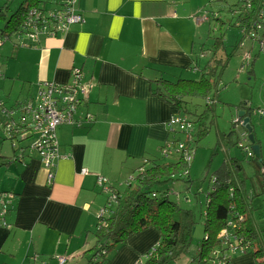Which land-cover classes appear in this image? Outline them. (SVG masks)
Listing matches in <instances>:
<instances>
[{
    "label": "crops",
    "instance_id": "0c3cea01",
    "mask_svg": "<svg viewBox=\"0 0 264 264\" xmlns=\"http://www.w3.org/2000/svg\"><path fill=\"white\" fill-rule=\"evenodd\" d=\"M215 1L79 0L81 24L63 35L40 38L33 47L13 43L9 54L1 55L5 83L0 88L9 81L3 101L8 106L35 98L40 83L69 84L74 69L83 74L85 96L77 124L56 130L60 158L51 184L32 152L8 175L11 211L0 224V264H55L47 259L69 261L82 253L105 207L102 193L119 192L111 183L131 179L160 155L169 138L166 124L181 113L151 94L150 79L161 70L180 72L205 56L195 46L205 22L199 12ZM18 81L22 88L12 100ZM99 178L106 180L108 191L98 187ZM151 229L130 235L108 264L137 262L148 236L158 242ZM231 264L254 263L250 255H240Z\"/></svg>",
    "mask_w": 264,
    "mask_h": 264
},
{
    "label": "trees",
    "instance_id": "16d2710c",
    "mask_svg": "<svg viewBox=\"0 0 264 264\" xmlns=\"http://www.w3.org/2000/svg\"><path fill=\"white\" fill-rule=\"evenodd\" d=\"M58 6L59 2L54 0H21L18 7L11 10L10 5L4 3L0 6V43L10 41L11 38H18L23 42V28L29 12L55 10ZM210 6L214 7L207 6L199 12L205 21L212 18L211 20L218 24L216 31L219 35L214 37L208 49H200L201 53L208 51L210 58L201 65L200 59L205 58L201 56L193 62V66L182 70L199 72L197 78L172 79V76L169 79L166 76L170 73L161 70L150 79L151 94L177 109L179 113L183 111L187 116L189 111L186 110L185 104L190 100L203 101L204 109L195 115V120L189 119L192 126L190 133L174 130L169 134V138L161 146L160 156L148 160L147 167H142L133 174L130 180L135 185L132 188L131 182L128 181L123 193L110 192V197L113 195L114 199L110 198L108 205L103 209L104 214L97 217L94 228L87 233V237L92 235V245L79 255L84 257L89 254L87 264H108L130 235L142 233L150 228L158 233V242L153 249L145 252L144 259L137 264H171L187 252L191 245L194 226L197 223L195 212L170 201L167 192H162L160 200H157L154 198V188L176 181L191 184L188 171L191 160L188 157L193 156L199 142L215 123L218 90L224 87L219 85L230 58L235 49L247 40L259 43L264 40V0H217ZM222 15L225 16V21L221 19ZM226 35L235 41L232 45L234 48L224 53L223 58H218L216 55L224 46ZM21 102L23 101L8 106L0 100V136L2 134L4 139H18L24 133L21 127L7 128L10 120L18 125L15 123L19 116L16 108ZM239 109L244 112L243 118L250 119L251 126L253 110L246 105L240 106ZM236 124L241 125L242 118L236 117L233 125ZM234 126L228 135L216 139L215 146L224 150L236 147L244 151L248 158V169L251 171L246 172L242 160L235 156L226 158L215 169L211 177V187L205 195L204 208L200 211L199 220L203 225L204 237L189 264H231L232 253L250 255L254 264H264V260L260 259V251L254 249L256 232L248 222V210L252 207L253 200L264 195V170L261 171L263 163L253 156L246 130H243L239 137L235 134ZM176 133L181 134L182 138H176ZM254 143L258 144L255 138ZM179 144L182 148H179ZM166 146L171 147L168 156L162 154ZM11 157L7 163L2 164L11 165L17 162L15 157ZM1 159L0 157V162ZM24 161V158L19 160ZM4 195L8 198V193ZM7 198L6 215L11 211L10 198ZM0 224L5 225L3 217ZM52 260L54 257L47 259L48 262ZM67 262L66 258L65 264Z\"/></svg>",
    "mask_w": 264,
    "mask_h": 264
},
{
    "label": "rangeland",
    "instance_id": "374dc122",
    "mask_svg": "<svg viewBox=\"0 0 264 264\" xmlns=\"http://www.w3.org/2000/svg\"><path fill=\"white\" fill-rule=\"evenodd\" d=\"M4 3H8L10 5V9L13 10L18 7V5L21 3V0H0V6H2ZM211 19L212 18H210L209 21H205L206 23H201V25H203L196 34L197 39L195 46L197 52H200L199 50L201 48L204 50L208 49L214 41V37L219 35V32L216 31L218 24L216 21ZM221 19L225 21V16L222 15ZM223 33H225V31ZM41 38H43V36H41ZM20 42L21 41L18 38H11L10 41H4L3 43H0V64H2L3 69L4 66L3 63H1V55H8L11 44H18ZM234 43L235 41H232V39L230 40L226 35L224 37V46L220 49L216 56L218 58H223L224 53L226 54L234 48L232 46ZM208 58H210V54L208 51H206L205 58L200 59L201 65L207 61ZM171 72L172 73L166 76L169 79H171L172 76L174 77L172 79H195L199 74V72L194 71H180L179 73H176L178 71L175 70ZM2 83H5V80H0V86ZM15 84L16 85H14L12 89V100L17 97V93L21 90L20 88H22V82L18 81ZM8 85L9 81L6 83L4 90L0 88L1 101L8 99L6 96ZM221 85H224V87L218 90V96L215 103V123L210 126L208 134H206V136L199 142L198 146L193 152L191 162L189 163L188 171L189 179L192 181L191 184L189 185L185 181H176L171 184L154 188V198L157 200H160L162 192H167V197L170 201L176 202L179 207L191 209L196 214L197 223L194 226L191 245L187 252L180 255L171 264H189L190 258H192L196 253L199 243L204 237L203 225L199 220L200 211H202L204 208L205 195L208 193V190L211 187V177L213 176L215 169L218 168L222 161L226 158L235 156L237 159L242 160L241 162L246 172L251 171L248 169V158L246 157L244 151L236 147H231L229 150H224L222 147L215 146L216 139L230 133V130L233 128L232 126H234L233 123L236 120L237 115L242 111L239 109L240 106L246 105V107H249L253 110V115L251 116L252 134L255 140H257V143H259L260 161H258L263 163L261 171L264 170V115L262 116L260 114V111H264V40L261 43L254 40H247L241 47L235 49V53L232 55L227 64L219 87ZM28 88L29 87L26 85L22 89L21 93L26 95ZM32 93H35L34 89L32 90ZM204 105V102L200 100L188 101V104H185L186 110L189 111L186 113L187 117L191 121L195 120V115H198L203 111ZM193 112L195 114H193ZM183 113L184 112L182 111L181 114ZM243 130L244 129L240 124H236L234 126L235 134H237L239 137ZM177 137L182 138L181 134L179 135L176 133V138ZM30 143V138L23 140L21 138L9 140L4 139L3 135L1 134L0 157L2 159L0 162V195H4L8 190H10V186L8 185V175L11 174L13 168L15 169L18 166L16 162L12 163L11 165L2 163H7L8 158L11 156L16 157L17 155H20V150L27 152V147L30 145ZM244 144L247 145L246 142H244ZM159 156L160 155L158 154L155 155V157ZM16 160L19 162V158H16ZM142 167L145 168L147 165L144 164ZM126 180H121L119 183H111L112 188L118 190L120 193H123V191L126 189L128 181L131 182V188L135 185V183H133L130 179ZM47 185L49 184L47 183ZM108 195L110 196V193L106 192L102 193L101 195L103 197V204L105 206H107L109 203L108 201L110 197ZM112 203L113 202H111V204ZM251 205L252 207L250 206V209L248 210V222L251 226H253V229L256 232V239L253 245L256 251H260V259L264 260V195L253 200ZM0 221L2 222L1 217ZM96 222L97 221H95V223ZM92 240V235L90 234L87 237V243L85 244V247L81 248V251L87 250L92 245ZM156 243L157 242L153 237L148 236L146 246L142 249L144 251L139 255V258H137L138 260L136 259L137 262H134L133 264H137L138 261H142L144 259L146 250L150 251L153 249L156 246ZM232 256L238 257L240 254L232 253ZM88 257L89 254H86L84 257H73L67 262V264H87Z\"/></svg>",
    "mask_w": 264,
    "mask_h": 264
},
{
    "label": "built area",
    "instance_id": "2783aa9c",
    "mask_svg": "<svg viewBox=\"0 0 264 264\" xmlns=\"http://www.w3.org/2000/svg\"><path fill=\"white\" fill-rule=\"evenodd\" d=\"M59 2L55 10H45L38 12H29L28 18L24 23L23 42L21 46H35L41 36L54 37L63 35L75 25L83 22L79 10V0H54ZM203 18V16H202ZM83 74L80 70L72 71L69 84L58 85L51 82H43L38 86L35 98L21 102L16 111L19 114L15 125L11 120L8 129L21 127L24 129L18 138H31V143L27 147V153H35L40 160L42 167L48 172L47 183L50 185L53 179V171L57 160L60 158L59 144L56 138V129L63 125L74 126L77 124V108L81 103V98L85 96L83 86ZM264 115L263 111H260ZM90 119V116H86ZM169 134L174 130L180 133H190L192 126L189 118L185 114H176L169 118L167 124ZM25 136H28L27 138ZM179 148L182 145L179 144ZM15 158L22 160L24 158L23 150ZM171 153V147L166 146L162 154L168 156ZM189 160L192 157H188ZM98 187L108 191L105 179L97 180ZM6 195L0 196L2 217L6 212ZM114 199L112 195L111 200ZM101 210L99 216L104 214ZM243 248L240 249L242 251ZM55 264H65V257H55Z\"/></svg>",
    "mask_w": 264,
    "mask_h": 264
},
{
    "label": "water",
    "instance_id": "95a60500",
    "mask_svg": "<svg viewBox=\"0 0 264 264\" xmlns=\"http://www.w3.org/2000/svg\"><path fill=\"white\" fill-rule=\"evenodd\" d=\"M243 115H244V112L241 111L237 117L238 118H242V127L246 130V132L248 133V140L250 141L251 143V151L253 153V156L259 160L260 159V155H259V145L258 144H255L254 143V137H253V134H252V128L249 124V121L250 119L247 118V117H244L243 118ZM260 161V160H259Z\"/></svg>",
    "mask_w": 264,
    "mask_h": 264
},
{
    "label": "clouds",
    "instance_id": "9594fccd",
    "mask_svg": "<svg viewBox=\"0 0 264 264\" xmlns=\"http://www.w3.org/2000/svg\"><path fill=\"white\" fill-rule=\"evenodd\" d=\"M242 126V125H241Z\"/></svg>",
    "mask_w": 264,
    "mask_h": 264
}]
</instances>
